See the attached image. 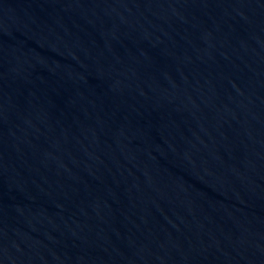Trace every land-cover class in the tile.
Masks as SVG:
<instances>
[{
    "label": "water",
    "instance_id": "1",
    "mask_svg": "<svg viewBox=\"0 0 264 264\" xmlns=\"http://www.w3.org/2000/svg\"><path fill=\"white\" fill-rule=\"evenodd\" d=\"M0 264H264V0H0Z\"/></svg>",
    "mask_w": 264,
    "mask_h": 264
}]
</instances>
